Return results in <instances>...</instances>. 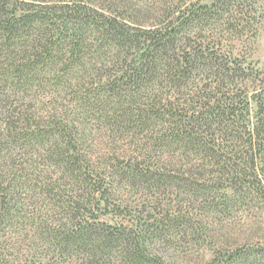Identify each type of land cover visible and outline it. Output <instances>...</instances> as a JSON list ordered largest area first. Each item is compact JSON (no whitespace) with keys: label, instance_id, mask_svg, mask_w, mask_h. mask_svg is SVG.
<instances>
[{"label":"trees","instance_id":"16d2710c","mask_svg":"<svg viewBox=\"0 0 264 264\" xmlns=\"http://www.w3.org/2000/svg\"><path fill=\"white\" fill-rule=\"evenodd\" d=\"M136 1L0 0V264H170L179 234L264 210V68L238 47L259 2Z\"/></svg>","mask_w":264,"mask_h":264},{"label":"rangeland","instance_id":"374dc122","mask_svg":"<svg viewBox=\"0 0 264 264\" xmlns=\"http://www.w3.org/2000/svg\"><path fill=\"white\" fill-rule=\"evenodd\" d=\"M146 1L147 0H139L136 2L139 3L138 5H144L146 9L152 8V3H155L153 2L154 0ZM257 1L259 2L258 14L264 15V0ZM146 11H148V17L155 16L153 10ZM151 21L152 20L149 22ZM238 47L239 50L244 51H251L252 47L251 59L257 62L261 68H264V27L260 30V34L253 44L250 43L246 47H242L238 44ZM27 102L31 104L33 109L43 108L46 110H50L53 105L58 106L60 104L59 101L54 102L51 99V95H40L35 99L29 98ZM95 132L99 134V139L95 138L93 149H101L112 143L105 134L96 130ZM141 194H133L132 199L136 202L140 201L142 198ZM193 213L195 226L199 227V223L204 225L202 222L204 213L197 210L193 211ZM202 229L204 230L203 234L200 230L199 237L196 236L197 234L195 232H192V234L189 232L187 235H185L186 232H184L183 235L179 234L178 238H180V240H177L173 243L172 247L165 250L168 256L167 260L170 264H204L212 261L219 264L223 261H227L229 253H233L237 248L261 249V251L264 252V210H246L243 208L239 213L235 214L234 217L226 218L215 223H209L207 227H203ZM243 264H264V258L247 261Z\"/></svg>","mask_w":264,"mask_h":264}]
</instances>
